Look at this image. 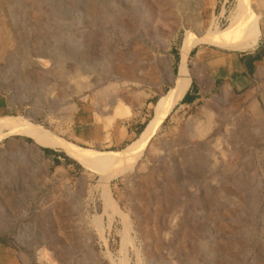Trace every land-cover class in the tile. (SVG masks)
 <instances>
[{
	"label": "rangeland",
	"instance_id": "374dc122",
	"mask_svg": "<svg viewBox=\"0 0 264 264\" xmlns=\"http://www.w3.org/2000/svg\"><path fill=\"white\" fill-rule=\"evenodd\" d=\"M54 1L59 10L70 9V19L58 14L55 20L51 0H0V91L11 100L0 120L31 118L81 146L121 150L141 135L182 64L181 77L191 82L154 144L107 183L103 177L110 171L93 170L60 147H40L19 134L1 140L0 264H44L41 249L52 264H264V8L246 2L261 29L249 51L258 48L263 60L250 85L236 89L199 64L206 46L214 45L194 44L191 50L200 46L197 57L190 50L184 62L181 48L188 28L207 36L216 25H228L239 0H199L198 28L189 26L177 2L156 0L166 18L155 34L140 0ZM169 29L162 48L155 35ZM54 37L58 51H77L88 62L107 64L113 52L121 55L117 62L129 64L139 81L127 80L112 105L113 98H99L94 86L78 89L91 76L67 84L52 72L47 52ZM24 40L26 50L12 58ZM155 63L170 68L171 82L145 76ZM114 76L108 84L118 90L121 81ZM132 93L139 99L130 100ZM123 112L128 115L118 117ZM208 116L213 136L192 137L190 130L207 124Z\"/></svg>",
	"mask_w": 264,
	"mask_h": 264
},
{
	"label": "bare ground",
	"instance_id": "6f19581e",
	"mask_svg": "<svg viewBox=\"0 0 264 264\" xmlns=\"http://www.w3.org/2000/svg\"><path fill=\"white\" fill-rule=\"evenodd\" d=\"M140 1H143V5L146 8V12H148L147 14L148 19L152 23L153 27L150 22L148 23V25L152 27V32L153 34H155V32H157L156 28H158L157 24L158 25L159 23L163 24V21L166 18V16L159 11L160 7L156 5V0H140ZM247 1L248 0H239L238 6H236V9L233 12L231 11L232 13L230 14L228 25H226L225 27H218L216 25L217 28L215 27L216 29L214 31L209 32L210 34L207 33L208 34L207 36L202 35V33L199 34V32L198 34L195 33L194 31H196V29L193 30L191 28H188L187 33H186L187 35L183 43V47L181 48L183 62L186 56L189 54V51L191 50L193 45L194 44L196 45L197 43H201V42H206L210 45L230 49L233 51H249V50L254 49L259 42L261 29L259 27L260 24L258 25V20H257L258 16L256 18L255 17L256 14L255 16L253 15L254 9L252 10L250 5L246 3ZM256 1H257V6H256L257 9L259 7L260 10H263L264 0H256ZM29 2L30 1H28V3ZM174 2H177V6L182 10V12H184L185 17H187L186 21L189 24V26H191L192 28L200 27L201 22L198 19L197 12L202 7V5L199 0H175V1L167 0L168 5H171V6L175 4ZM37 3H39L38 0H37ZM51 3H52L50 5L52 7L51 12L55 20L58 14L63 19H70V12H69L70 9L69 10L68 9L59 10V6L61 4L59 1L52 2L51 0ZM95 4H93L92 9H91L93 12H96L98 8V6ZM38 7H41V5ZM28 20L30 19L28 18ZM64 21L67 22V20H64ZM173 26L174 24L172 25V29H174ZM172 29L171 30L169 29V31L165 32V34L164 32L158 33L159 35H157L156 33L155 36L157 38L159 37V43L162 48L168 47V44H169L168 40L172 36V33H173ZM76 39L77 41H80L78 38ZM72 40L73 38L71 39V41ZM55 42L56 40L54 37L51 43L49 42L50 43L48 46L49 50L47 52L49 58L55 63V67L53 68L52 72L58 75V78L60 77L64 79V81H66L67 84L70 80H74L76 78H81V77L89 78L91 76L92 80H90V83H86V84L79 83L78 89L82 91L89 86L90 87L94 86L93 88L96 90V93L99 96V98L100 96H105V95H108V97L111 96L113 98L111 101H108V105H112L114 100L119 95L124 94L122 92L126 89L127 86H129L127 80L133 78L131 79L132 82L133 80L139 81L138 79L135 78L136 72L134 71L131 72L132 69L130 68L129 64L127 63L122 64L120 62H117L121 57V55L119 56L117 55V53L113 52L111 60H108L107 64H102L103 61L101 63L99 62L97 63L94 61L88 62L83 55L77 56V54L79 55L77 51H76L77 54L75 53L74 50L73 51L68 50L64 53H61L60 51H58V49H56L57 42L56 43ZM43 48H46V47H43ZM24 50H26L25 40L23 44L21 45L18 44L17 47L11 51L10 53L11 57L12 58L18 57L20 52H23ZM116 56L118 57L116 58ZM111 63H115V64L112 65ZM119 64L121 65L120 66L121 68L116 67ZM185 66L184 64L181 65L180 77L175 79L174 83H172L173 84L172 88L167 92H163L161 97L156 102L154 106V116L149 121V123L147 124V126L145 127L141 135L121 150L101 151L98 149L87 148V147L81 146L75 142H72L70 140L63 138L57 132L48 129L44 125L38 124L36 120L31 119V118H16V119L0 120V141L5 138H8V136L19 134L21 136H29L31 139H33L34 143L40 147H47V148L60 147L63 149V151H65L67 155L73 157L78 162L90 167L93 170L110 171L111 173L103 177L104 183H107L109 179L112 177V175L118 174L119 172L120 174L124 173L127 170H129L131 167L135 166L139 162L142 155L147 151V148L149 147V145L154 144L153 143L154 135L161 127V124L164 121L165 117L173 110V106L182 100L184 94L186 93L189 87V84H190L189 82H191L190 81L191 79H188V77L187 78L181 77V75H183L185 71ZM166 69H169V72H166ZM102 70L105 72H103ZM28 74L26 78L29 79ZM113 74H115L116 79L118 81H121L122 86L120 85L119 87L121 88L118 90H116V88L114 87L115 86L114 84H111V85L108 84L109 81L112 80ZM165 74H170L168 76V78L170 79L165 77L164 76ZM145 76L148 79H152L153 81L158 79L160 80V82H163L165 79H167V81L171 82L170 80L172 78V73H171L170 68L168 67L166 68L165 65H163V67L160 68L157 65V63H155V66H153V68L150 69V72H148ZM108 77H110V79ZM105 84H108V85L105 86ZM101 86H104V87H101ZM71 90H75V89L71 87ZM131 95L132 96L130 100L132 99L134 100L135 98L136 100L139 99L138 93L137 94L132 93ZM72 108H73L72 105L68 107L70 111L72 110ZM68 109H65V110H68ZM211 121H212V118L208 116L207 124H205L203 127H197L195 130H190L191 136L199 137V138L202 137L204 139L211 138L215 131V130L211 131L214 126L212 127L211 125L209 127V125L211 124ZM168 190L172 194V191L174 190L173 186L172 185L168 186ZM106 191L107 189L104 187V192H103L104 195H106ZM109 198H108V195H106V201H109ZM73 203L75 205L77 202L76 203L73 202ZM189 232H191L190 234H193L192 233L193 231H189ZM199 243L200 245H203V246L207 244L206 241L201 240V239L199 240ZM38 256H39V259L41 261H45L46 264H52V259H51L52 256L48 255V253L44 249H41L39 251ZM120 264H124V263L121 262Z\"/></svg>",
	"mask_w": 264,
	"mask_h": 264
},
{
	"label": "crops",
	"instance_id": "0c3cea01",
	"mask_svg": "<svg viewBox=\"0 0 264 264\" xmlns=\"http://www.w3.org/2000/svg\"><path fill=\"white\" fill-rule=\"evenodd\" d=\"M206 48L207 49L204 50L202 54L204 60H201L199 64L205 66L215 81L221 80L225 82L230 80L233 87L236 89L250 85L249 83L251 81L253 68L258 69L259 62L263 60V57L259 55L258 48L246 52L245 54L224 51L215 46H206ZM199 49L200 46L194 47L191 50V53L193 51L195 58L197 57ZM191 53L189 56H191ZM186 95H188V93H186ZM10 104V98L6 97V95L2 94L0 91V110L6 108ZM127 107L128 110H130L129 105ZM101 112L104 113L103 111ZM2 115L3 114H0V116ZM126 115L128 114L123 112L121 116L118 114V117H126ZM4 117L5 116L0 117V119Z\"/></svg>",
	"mask_w": 264,
	"mask_h": 264
}]
</instances>
